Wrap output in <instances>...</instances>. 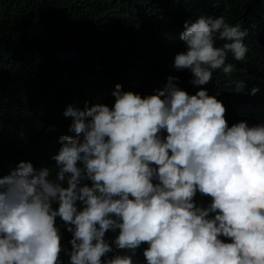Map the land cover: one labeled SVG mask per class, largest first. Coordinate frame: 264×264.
<instances>
[{"label": "clouds", "instance_id": "obj_1", "mask_svg": "<svg viewBox=\"0 0 264 264\" xmlns=\"http://www.w3.org/2000/svg\"><path fill=\"white\" fill-rule=\"evenodd\" d=\"M183 28L173 67L199 91L173 76L143 97L117 84L112 107H67L75 136L59 138L55 178L24 161L0 177V264H64L57 218L72 234L68 264H137L145 244V264H264V123L229 126L220 90L202 87L237 71L229 53L246 61L248 31L223 15Z\"/></svg>", "mask_w": 264, "mask_h": 264}, {"label": "trees", "instance_id": "obj_2", "mask_svg": "<svg viewBox=\"0 0 264 264\" xmlns=\"http://www.w3.org/2000/svg\"><path fill=\"white\" fill-rule=\"evenodd\" d=\"M200 15H223L248 31L246 61L229 53L226 63L237 71L229 77L215 70L202 87L213 96L220 90L216 98L227 109L229 126L264 123V0H0V177L24 161L36 170L49 168L55 178L50 157L61 146L59 138L75 136L72 118L64 116L67 107H112L117 84L143 97L173 76L181 90L199 91L190 71L173 64L186 51L179 40L184 23ZM237 80L245 81L239 93ZM253 88L259 89L255 96ZM195 199L203 207L211 202L199 193ZM57 226L65 248L61 259L68 264L72 234L59 218ZM146 247L137 250V264H145Z\"/></svg>", "mask_w": 264, "mask_h": 264}]
</instances>
